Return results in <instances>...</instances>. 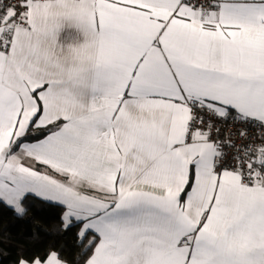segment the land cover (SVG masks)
Listing matches in <instances>:
<instances>
[{"label": "snow or ice", "instance_id": "snow-or-ice-1", "mask_svg": "<svg viewBox=\"0 0 264 264\" xmlns=\"http://www.w3.org/2000/svg\"><path fill=\"white\" fill-rule=\"evenodd\" d=\"M0 212L11 264H264V0H0Z\"/></svg>", "mask_w": 264, "mask_h": 264}, {"label": "trees", "instance_id": "trees-1", "mask_svg": "<svg viewBox=\"0 0 264 264\" xmlns=\"http://www.w3.org/2000/svg\"><path fill=\"white\" fill-rule=\"evenodd\" d=\"M41 220L44 224L49 225L50 227L55 226L56 216L54 213L45 212L41 216ZM7 230V233L11 237V241L8 243H0V248H3L8 252V255H0V264H11L12 261L16 259V248L14 246L20 236L27 235L31 228L19 224H15L12 220V217L7 212H0V231Z\"/></svg>", "mask_w": 264, "mask_h": 264}, {"label": "built area", "instance_id": "built-area-1", "mask_svg": "<svg viewBox=\"0 0 264 264\" xmlns=\"http://www.w3.org/2000/svg\"><path fill=\"white\" fill-rule=\"evenodd\" d=\"M233 131H235V129H233Z\"/></svg>", "mask_w": 264, "mask_h": 264}]
</instances>
